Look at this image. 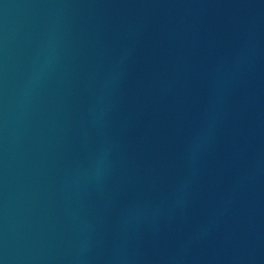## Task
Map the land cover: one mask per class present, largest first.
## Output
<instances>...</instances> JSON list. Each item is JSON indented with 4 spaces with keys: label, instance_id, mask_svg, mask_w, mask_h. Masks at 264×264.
Listing matches in <instances>:
<instances>
[{
    "label": "water",
    "instance_id": "1",
    "mask_svg": "<svg viewBox=\"0 0 264 264\" xmlns=\"http://www.w3.org/2000/svg\"><path fill=\"white\" fill-rule=\"evenodd\" d=\"M0 264H264V0H0Z\"/></svg>",
    "mask_w": 264,
    "mask_h": 264
}]
</instances>
